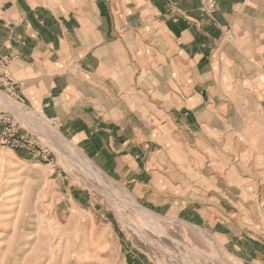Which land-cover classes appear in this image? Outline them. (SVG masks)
Segmentation results:
<instances>
[{
  "label": "crops",
  "instance_id": "obj_1",
  "mask_svg": "<svg viewBox=\"0 0 264 264\" xmlns=\"http://www.w3.org/2000/svg\"><path fill=\"white\" fill-rule=\"evenodd\" d=\"M176 5L0 0V90L142 203L157 204L159 140L172 152L179 137L213 135L264 154V0H217L210 15L199 0ZM202 222L215 227L210 213ZM241 236L237 257L264 264V239ZM127 264L153 263L138 253Z\"/></svg>",
  "mask_w": 264,
  "mask_h": 264
},
{
  "label": "rangeland",
  "instance_id": "obj_2",
  "mask_svg": "<svg viewBox=\"0 0 264 264\" xmlns=\"http://www.w3.org/2000/svg\"><path fill=\"white\" fill-rule=\"evenodd\" d=\"M253 143L254 154H235L213 135L179 137L172 152L157 141V204L142 203L0 90V264H127L138 253L153 264H248L233 244L264 239V154ZM208 213L215 227L203 225Z\"/></svg>",
  "mask_w": 264,
  "mask_h": 264
},
{
  "label": "built area",
  "instance_id": "obj_3",
  "mask_svg": "<svg viewBox=\"0 0 264 264\" xmlns=\"http://www.w3.org/2000/svg\"><path fill=\"white\" fill-rule=\"evenodd\" d=\"M167 10L179 11L176 5V0H165ZM217 7V0H199L200 12L210 15Z\"/></svg>",
  "mask_w": 264,
  "mask_h": 264
},
{
  "label": "bare ground",
  "instance_id": "obj_4",
  "mask_svg": "<svg viewBox=\"0 0 264 264\" xmlns=\"http://www.w3.org/2000/svg\"><path fill=\"white\" fill-rule=\"evenodd\" d=\"M31 165H32V166H31L32 168H36V167H38V165H40V164L36 162V163H32ZM143 211H145V210H143ZM145 213H146V212H145ZM147 213H148V212H147ZM148 215H149V214H148Z\"/></svg>",
  "mask_w": 264,
  "mask_h": 264
}]
</instances>
